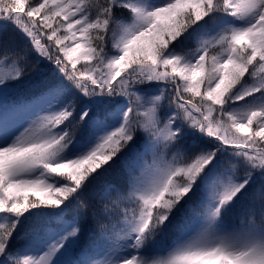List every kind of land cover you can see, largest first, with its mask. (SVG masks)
Wrapping results in <instances>:
<instances>
[{
  "label": "snow or ice",
  "instance_id": "obj_1",
  "mask_svg": "<svg viewBox=\"0 0 264 264\" xmlns=\"http://www.w3.org/2000/svg\"><path fill=\"white\" fill-rule=\"evenodd\" d=\"M0 264H264V0H0Z\"/></svg>",
  "mask_w": 264,
  "mask_h": 264
},
{
  "label": "trees",
  "instance_id": "obj_2",
  "mask_svg": "<svg viewBox=\"0 0 264 264\" xmlns=\"http://www.w3.org/2000/svg\"><path fill=\"white\" fill-rule=\"evenodd\" d=\"M117 171H119V165L116 166V168L113 170V172H112V174L110 175L109 178H114ZM252 206H253L252 201L249 200V201L241 204L240 206H238L234 210V213H235V215L240 216V215L244 214L245 212L249 211ZM256 207H258V202H257ZM90 212H91V209H89V213Z\"/></svg>",
  "mask_w": 264,
  "mask_h": 264
}]
</instances>
